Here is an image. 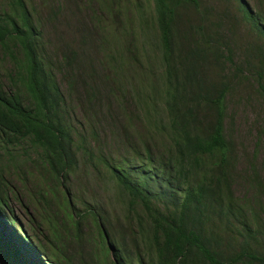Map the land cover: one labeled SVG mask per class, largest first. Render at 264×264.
Returning a JSON list of instances; mask_svg holds the SVG:
<instances>
[{"label":"trees","instance_id":"16d2710c","mask_svg":"<svg viewBox=\"0 0 264 264\" xmlns=\"http://www.w3.org/2000/svg\"><path fill=\"white\" fill-rule=\"evenodd\" d=\"M69 1L46 0L49 20ZM149 1L151 24L138 0H87L103 16L88 20L94 29L83 28L78 50L67 46L56 63L43 49L33 0L1 6L0 264H264V217L236 195L239 156L226 128L235 90L264 101V0ZM129 9L140 19L144 47L134 39ZM241 29L245 34L237 35ZM108 32L125 34V61L116 66L115 56L107 60ZM94 38L105 52L98 66L109 74L80 60L92 59L86 49H95ZM124 66L152 81L166 117H153L160 146L111 162L90 142L96 132L88 115L104 99L96 80L109 83ZM69 98L80 103L84 118ZM85 125L90 134L80 130ZM81 167L93 169L97 183L109 176L106 186L123 218L114 207L77 199L72 180ZM251 173L264 195L254 166ZM21 191L35 210L31 223L49 231L39 240L9 203Z\"/></svg>","mask_w":264,"mask_h":264},{"label":"rangeland","instance_id":"374dc122","mask_svg":"<svg viewBox=\"0 0 264 264\" xmlns=\"http://www.w3.org/2000/svg\"><path fill=\"white\" fill-rule=\"evenodd\" d=\"M5 1L0 0V8L5 4ZM58 1L65 3L66 0ZM75 1L77 2V0L67 2L63 11L59 12L56 16L57 18L54 21H50V8H46V0H33V6L36 10L34 13L36 17H40L41 19L42 31L45 37L46 47L43 49L46 50V54L51 58L53 63L63 60L61 53L66 50L67 46L77 51L78 46L82 43L81 36L86 34L83 28L86 29L87 33L94 29V26L90 25L88 20L103 16L101 6L97 2L88 4L87 0H82L78 7L81 10V13H79L78 8L74 4ZM138 1L144 4L146 17L149 20V24H151L153 18L152 3L150 1L147 2V0ZM122 7H124L125 12V5ZM54 8H58V6L56 5ZM127 13L130 15L131 27L135 34L134 39L137 46L144 47L147 44V39L139 28L140 19L136 10L129 9ZM104 20L109 19L105 17ZM122 22L125 24V17H123ZM95 28L97 29V27ZM99 32L100 30L94 33L97 36ZM106 34H112L110 36V39H112L110 47L105 49L107 60L115 56L116 62L114 64L116 66L118 63L125 61V56L121 55L122 50L125 49V34L113 35V32ZM154 34L155 32L153 31L152 37H154ZM242 34H245V29H241L240 32L238 31L237 35ZM91 43L90 47L95 49L87 48L86 51L89 54L87 55L88 58L92 59L80 60L84 64L90 61L91 64L96 66V71L102 74H109L107 70L99 67V63L97 62L98 60H105L103 57L105 52L97 49L101 46L102 42L94 38ZM79 52H81V48ZM142 62H147L145 56L142 57ZM8 63V61L5 62L7 66ZM132 68L136 70V68ZM113 76L116 84L113 85V94L111 96H109L110 90L103 84L104 82L101 81L100 84L98 79L96 81L98 88L102 87V96L104 98L101 106L93 111H89L88 115L94 123L96 133L90 134L88 125L80 128L82 132H89L90 142L99 150H102L106 158L111 162L120 161L127 155L132 158L134 149L143 152L146 145L160 146L162 140L154 134L156 125L153 117L155 116L161 120L166 117L163 104L152 94L150 89L151 80H141L139 75L125 70V66L122 70H115ZM60 83L62 90L69 97L70 92L68 91L67 82L60 78ZM69 101L74 114L80 119L84 118L86 115L80 103H73L70 98ZM226 128L230 138L236 144L239 156L237 163L238 173L234 182L236 195L248 209H251V211L255 210L264 217V195L263 193L260 194L256 190V186L252 185L251 173L254 166L264 183V101L258 96L247 97L242 95L238 90H235L228 98ZM104 166L102 170L109 172L107 167ZM108 181L109 176L103 173V182L97 183L94 170H85L81 167L78 175L76 174L73 177L72 189L79 201L91 203V205L101 203L109 211H112L114 207L117 209V215L123 218V210L120 204L112 197L114 192L112 186L110 185L109 189L106 186ZM12 182L17 189H20L21 185L18 181L17 184L14 180ZM24 196H26L24 191H21L19 199L10 196L9 203L16 209L18 217L24 223L23 225H25L36 240H39L44 235H47L49 231L45 226L31 223V219H33L32 214L35 213V210L28 206Z\"/></svg>","mask_w":264,"mask_h":264},{"label":"clouds","instance_id":"9594fccd","mask_svg":"<svg viewBox=\"0 0 264 264\" xmlns=\"http://www.w3.org/2000/svg\"><path fill=\"white\" fill-rule=\"evenodd\" d=\"M112 15V14H111ZM105 17H107L108 19H110L109 17L110 16H108V14L106 15H104ZM97 81V80H96ZM101 81L102 82H104L103 84L105 85V86H107L108 88H109V90H110V95L109 96H111L112 94H113V85H115L116 84V81H115V79H114V76H111L110 78H109V83H105V79H99V83L101 84ZM97 85V84H96ZM99 89H100V92H101V95H102V87H99ZM108 99V98H107Z\"/></svg>","mask_w":264,"mask_h":264}]
</instances>
